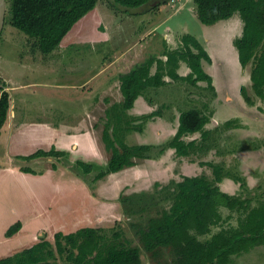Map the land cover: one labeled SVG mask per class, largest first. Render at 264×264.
Returning <instances> with one entry per match:
<instances>
[{"label": "rangeland", "instance_id": "obj_1", "mask_svg": "<svg viewBox=\"0 0 264 264\" xmlns=\"http://www.w3.org/2000/svg\"><path fill=\"white\" fill-rule=\"evenodd\" d=\"M6 1V18L9 21L12 0ZM107 1L99 0L96 7L81 18L65 37L62 43L69 45L67 52L71 58L66 61L69 63L70 60H83L81 66L85 67L83 73L87 74V72L96 70L99 65H103L104 62L112 59L113 55L116 54V44L120 45L118 49L121 51L123 46L126 47V44L132 46L134 43L140 42L139 49L148 54L145 59L154 56L155 59L163 60L167 55L183 48L184 36L196 39L212 58L211 63L206 60L202 62L205 69L214 76L213 85L218 86V90L214 91L209 88L205 81L193 84L185 79L169 77L172 82L168 81L169 83L166 82L165 85L158 87H149L144 92L152 94L155 99L154 109L160 110L162 112L160 115L163 114L166 119H170L173 125L176 124L179 112L181 114L189 109H198L210 115L211 120L207 124L209 130H207L203 140L198 132L191 136L190 139L197 140V142L194 143L192 148L194 150H191L190 156H185V159L181 160L182 164L168 163L162 165L158 160L152 164H144L149 178L144 180L145 183L143 182L141 187L149 185V189L139 193L127 194L121 197L118 202L116 201L115 206L113 201L109 206L102 203L98 208V202L104 200L98 198V201L92 195L94 184L97 182L95 181L97 175H89L90 181H87L86 178L84 180L85 186L81 184L80 180H76V176L81 178L82 175H67V177L60 175L58 180L61 177L62 181L65 182L67 179L68 193L63 190L55 191L51 186H47L44 192L38 190L32 192V198H38L48 208L50 206L52 215L58 219H61L60 207H67L69 223H72V219L77 218V214L80 220L93 218L94 221L90 222L89 227L112 229L116 226L115 228L119 229L121 223L125 234L132 239L134 245H137L139 240L135 235V230L131 228V224L133 222L145 223L150 216H154L162 208L170 206V201L164 199L168 189H163V186L170 184L171 181H180L183 176L204 175L213 180L215 175L208 163L222 165L229 172L228 176L217 183L222 191L240 199L249 200L251 206H257L264 202V100L257 97L252 88L250 79L252 62L243 67L239 61L234 40L241 37L242 34L237 32V23L233 21L235 23L232 24L231 21L223 22L222 20L221 23L219 21L212 25L202 23L198 17L194 0H166L157 7H155L156 5L150 6L154 3L151 2L145 10L141 7L133 8L132 13L130 11L127 13L122 8L114 10L110 5L107 6ZM128 14H134L133 19H130ZM106 24H108L107 29L110 31L104 29L103 25ZM152 24L157 26V29L152 31L151 35L144 37L141 30L150 28ZM241 32L243 33V31ZM96 33L100 37L104 36L105 41H98V39L93 42ZM168 35L170 36L169 39L167 38ZM230 36H232V41ZM59 50L57 48L52 53L44 55L35 45L33 38L7 22L0 35V90L8 84L6 82L7 77L18 83L38 82L32 87L27 86L29 88L20 90L18 93L23 91L36 94L51 92L50 90L54 88L44 87V82L49 83L51 78H55L54 81H60L61 77L72 76L66 71L57 74L51 73L48 68L46 58H48L47 61L56 60L57 56L62 54L61 52L56 54ZM33 54L35 55V63L31 62V58L34 57ZM163 54L166 55L164 58L159 57ZM42 57H45L44 61L41 60ZM140 57L139 55L137 58ZM89 60L94 61V63L86 67ZM136 67V64L133 65L129 71ZM67 70L70 71V67ZM81 80L79 75L77 81ZM243 86L254 99V105L245 103L241 94ZM48 94L52 96L51 93ZM35 101H39L38 97ZM114 107L120 108V104H115ZM240 120L245 121L244 124H247V129H239L241 128ZM227 121H231V124L226 125ZM131 130L133 127L129 126L121 134H128V131ZM174 137H169L161 146H150L143 154L157 158L161 149L167 148L168 142L172 141ZM129 141L137 142L134 137ZM240 151H244V154L236 156V153ZM106 155L105 153L104 158H101L100 162L97 163L101 167L105 166V168H107L105 163L108 158ZM54 159V162L63 163L71 172H82L76 158L74 160L63 158L64 162H61L62 160L56 156ZM40 166H45V164H40ZM174 172L177 174L184 172L190 175H171ZM171 177L173 179L170 180ZM2 179H5L4 185L7 191L2 189L4 197H0L2 198L0 202L4 204L6 197L5 204L18 202V207H24L19 205H22L21 203L25 198L28 199L29 196L26 192L16 188L10 175H4ZM139 187L140 185H137L134 188ZM221 210L224 221L220 225L214 226L210 234L201 236L203 240L211 238L213 233L218 232L223 227L237 226L239 218L242 217L241 212L230 211L224 207ZM10 211L12 210L10 209ZM113 212L115 215H112ZM97 216H100V220L97 219ZM1 221L0 219V227ZM77 228L76 226L70 227L67 229L70 232H62L68 234ZM44 238L53 244L55 243V235L51 236L46 232L39 237L37 242ZM142 259L145 264H172L174 255L171 250H163L158 258H153L144 251ZM232 259L231 264H264V245L253 247L250 251L239 256L234 255Z\"/></svg>", "mask_w": 264, "mask_h": 264}, {"label": "trees", "instance_id": "obj_2", "mask_svg": "<svg viewBox=\"0 0 264 264\" xmlns=\"http://www.w3.org/2000/svg\"><path fill=\"white\" fill-rule=\"evenodd\" d=\"M99 0H12L9 22L35 40V45L43 53H51L62 43L72 27L93 10ZM115 9L130 11L141 9L157 0H108ZM166 0L159 1L155 7ZM200 21L207 25L227 20L239 14L244 26L242 36L234 40L239 61L243 67L252 62L250 79L257 97L264 100V0H194ZM129 8V9H125ZM150 8V7H149ZM183 48L167 55V60L150 57L126 74L120 75L123 111L131 109L136 99L149 87L165 85V76L185 79L193 84L208 82L215 91L212 77L205 72L202 61L212 62L209 53L198 40L184 36ZM192 46V47H190ZM181 61L191 69L188 76H180L177 68ZM157 64V72L151 68ZM241 94L249 105L254 99L245 86ZM10 110V94L3 91L0 96V132L6 124ZM157 114V112H155ZM109 118H112L110 111ZM210 115L198 109H189L180 114L179 128L168 147L176 150L179 156H190L197 140L186 142V134L200 132L203 138L207 134L206 125ZM227 121L226 125H230ZM109 125L103 132V140L111 158L106 171L97 175V179L106 173L117 172L136 164L135 158H148L143 154L148 145H127L121 138L120 123H116L113 132ZM128 127L124 129L127 130ZM165 148L161 149V152ZM58 153V152H57ZM55 150H39L30 158L57 155ZM60 154V153H58ZM142 154V155H141ZM88 174L93 169L91 163H79ZM214 172V179L206 176H183L180 181H171L163 186L168 189L164 199L170 201L168 208H162L147 222H133L139 243L133 244L123 230L112 227H83L65 234L57 232L55 243L42 239L34 245L24 248L13 255L0 259V264H145L142 254L145 251L158 258L163 250H171L174 255L172 264H231L234 255L239 256L253 247L264 245V202L251 206L249 200L240 199L221 190V182L228 171L219 164L208 163ZM172 186V188H171ZM222 207L242 213L237 226L221 228L211 238L203 240L212 232L214 226L224 221ZM22 227L21 222L12 224L6 235L16 234Z\"/></svg>", "mask_w": 264, "mask_h": 264}, {"label": "crops", "instance_id": "obj_3", "mask_svg": "<svg viewBox=\"0 0 264 264\" xmlns=\"http://www.w3.org/2000/svg\"><path fill=\"white\" fill-rule=\"evenodd\" d=\"M107 2L108 7L110 5L116 10L109 1ZM128 15L130 19H133L134 14ZM222 21H231L232 24L236 22L237 32L242 34L243 21L239 14H235L231 18ZM103 26L105 27L104 29H107L108 24ZM155 29H157V26L152 24L150 28H143L141 31L144 37H147ZM107 31L110 30L107 29ZM99 37L96 33V36L94 35L93 37V42L98 39V41H105L106 39L104 36ZM167 38L169 39L170 36L168 35ZM139 44L140 42H136L132 46L126 44L125 48L124 46L122 47L124 50L122 49L121 51L118 49L120 45L116 44V54L113 55L110 61L104 62L96 70L84 74L85 67L81 66L83 60H70L71 62L68 63L66 60L71 59L69 52H67V46L69 45L61 43L58 47L60 50L56 54L58 55L59 52L62 54L57 56L58 58L53 61H47L48 58H46V62H48L47 66L51 73L57 74L66 71V73H71L72 76L68 78L61 77L60 81H54L55 78H51L49 83L44 82V87L54 88L50 90L51 92H48L52 96L48 93L36 94L25 91L18 93V91L32 87L38 82L18 83L14 79H9L5 76L8 84L0 90V96L3 91L9 92L10 110L8 120L0 132V187H2L0 189V197L4 194V191H2L3 188L5 192L7 191L4 185L5 179H2L4 175H10L16 188L26 192L29 197L22 201V205H19L24 207H18V202H7L5 204L6 197L4 204L0 202V219L2 220L0 227V259L5 255L10 256L25 247L34 245L45 232L54 236L57 232H70L67 230L70 227H78L76 230L71 231L74 232L84 226L87 227L90 222L94 221L93 218L80 220L77 214V218L72 219V223H69L68 208L64 206H61L59 209L61 211V219H58L55 215H52L49 204L48 208L38 198H32V192H36V190L44 192L47 186H51L55 191L63 190L68 193L67 179L66 181L64 180L65 182L62 181L61 177L58 180L60 175L65 177L67 175H82L81 178L76 176V180H80L81 184L85 186L84 180L87 178V181H90L89 175H98L106 171L111 158V153L107 150L103 140V132L107 123L110 124L109 131L111 132H113L116 123H120L119 137L130 146L148 145L157 147L161 146L169 137L171 138L176 135L179 128L180 112L176 118V124L173 125L170 119H166L163 114L160 115L162 113L160 110L154 109L155 99L151 93L144 92L140 95L131 109L123 111L122 108L114 107L115 104L123 103V94L119 79L120 75L128 72L133 65L142 64L149 59H145L148 54L146 51L139 49ZM48 54L50 53H44V55ZM139 55L141 57L137 58ZM165 56L163 54L159 57L164 58ZM45 57H42L43 59L41 60L44 61ZM31 59V62H36L34 60L35 55ZM163 60L166 61L167 56ZM67 63L68 65H65ZM92 63L94 61L89 60L86 67ZM69 67L70 71L67 70ZM203 68L214 79L211 72L205 69L204 66ZM156 72L157 64L154 63L151 68V73L154 74ZM177 73L185 77L191 73V69L186 62L181 61L177 68ZM79 75L82 78L81 81H77ZM169 77H164L167 83L172 80ZM214 87L217 91L218 86L214 85ZM36 97H38L39 101L41 99V102H36ZM109 111L112 118L108 116ZM239 118L242 119L241 117ZM242 121L240 120L241 128L239 129L245 130L247 129V124H244L245 121ZM129 126H132L133 130L128 131V134L122 135L121 133L125 132L124 129ZM206 130H209L207 125ZM196 134H186L183 139L186 142H190L193 140L190 139L191 136ZM200 134L203 140L202 133ZM133 137L137 142L129 141ZM39 150H55L56 153L58 152L60 154L30 158L33 153ZM105 153L108 157L105 163L107 168L97 164L101 158H104ZM243 154L244 151H240L236 153V156ZM55 156L62 160L61 162H64V159L74 160L76 158V162L82 172H71L63 163L59 164L54 162ZM183 159H185V156H178L174 148L167 147L164 151H160L157 158L153 156L142 159L135 158V165L123 168L117 172L106 173L102 178L95 180L97 182L94 184V190L92 192L96 200H104L103 202H98V208H100L102 203L109 206L113 201V205L115 206L121 197L149 189V185L143 186L145 188L141 187L143 182L145 183L144 180L149 178L147 177L148 171L144 164H152L155 160H158L162 165L168 163H178L180 165ZM81 162L93 164L92 171L86 174L79 164ZM43 163L45 166H40ZM182 174L190 175L184 172H178V174L174 172L171 175ZM171 179L173 178L171 177ZM137 185H140V187L134 188ZM113 214L115 215V212ZM97 219L100 220V216H97ZM18 221L22 223L21 229L13 236L7 237L6 232L8 228ZM2 244L4 245L2 246Z\"/></svg>", "mask_w": 264, "mask_h": 264}, {"label": "water", "instance_id": "obj_4", "mask_svg": "<svg viewBox=\"0 0 264 264\" xmlns=\"http://www.w3.org/2000/svg\"><path fill=\"white\" fill-rule=\"evenodd\" d=\"M158 2H159V0L154 1L153 5H150V6L156 5ZM143 10H145V8ZM6 13H7V1L6 0H0V35H1L3 28L5 26Z\"/></svg>", "mask_w": 264, "mask_h": 264}]
</instances>
